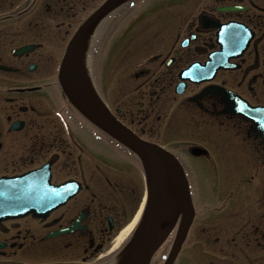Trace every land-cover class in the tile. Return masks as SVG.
<instances>
[{
	"label": "flooded vegetation",
	"instance_id": "obj_1",
	"mask_svg": "<svg viewBox=\"0 0 264 264\" xmlns=\"http://www.w3.org/2000/svg\"><path fill=\"white\" fill-rule=\"evenodd\" d=\"M104 1L0 0V178L50 164L52 183L70 194L41 214L0 222V264H117L129 240L117 237L144 204L139 158L87 124L58 80L68 42ZM119 17L127 36L139 20L143 29L157 24L149 35L160 45L146 49L117 116L183 164L184 152L209 166V199L188 176L194 215L172 264H264V132L245 109H264V0H134L108 20ZM194 64L204 66L193 75L200 80L182 78ZM175 124L184 131L177 144L162 142ZM195 127L207 129L208 143L193 137ZM196 146L207 153L192 155ZM225 146L231 162L218 155ZM181 222L151 264H166Z\"/></svg>",
	"mask_w": 264,
	"mask_h": 264
},
{
	"label": "water",
	"instance_id": "obj_2",
	"mask_svg": "<svg viewBox=\"0 0 264 264\" xmlns=\"http://www.w3.org/2000/svg\"><path fill=\"white\" fill-rule=\"evenodd\" d=\"M126 1L107 0L86 20L68 46L59 78L71 102L110 136L134 150L145 165L149 188L146 210L119 264H150L154 253L182 213L180 232L166 263L171 264L193 218L194 208L185 171L173 154L137 137L111 112L81 63V45L88 32L107 13ZM211 68L214 72L215 67ZM199 69L203 68L193 65L183 72L182 77L194 78L193 75L201 72ZM246 115L261 123L260 128L264 132V109L247 107ZM203 152L200 148L192 149L195 155ZM47 172L43 167L22 176L0 179V221L46 210L49 194L53 195L55 204L64 201L68 196L66 186H53Z\"/></svg>",
	"mask_w": 264,
	"mask_h": 264
},
{
	"label": "rangeland",
	"instance_id": "obj_3",
	"mask_svg": "<svg viewBox=\"0 0 264 264\" xmlns=\"http://www.w3.org/2000/svg\"><path fill=\"white\" fill-rule=\"evenodd\" d=\"M104 27L105 25L103 26V28ZM162 27H164L163 24ZM155 29L156 27H147L143 29V35L139 34L137 37L133 36L130 47H128V49L125 48V50H119V54L114 52L112 58H110V53L112 52L113 47L109 49V46H105L107 49L104 53V62H106V66L104 65V68H101V71H97L98 61L96 69L94 68V66H92L93 63L91 62V69H94L96 71V84L99 88V91L113 110H115L116 106L119 103L122 104L126 102L128 92L135 87L136 82L131 76L135 72L137 66L143 63L152 53V51L147 52L146 49H153L150 48V45H160V42L158 40H153L151 35L149 37V33H153ZM101 33L98 35L95 41V47L100 44V38H102L103 36ZM106 40L108 43H111L113 37L107 38ZM132 46H134V48H132ZM157 47H154V49ZM142 48H145V50L141 51ZM179 127L180 126L178 124L173 125V128L171 125V132H166V138L162 137L161 141H166V143H169L167 142V140H171L170 144L176 145L177 143L175 144V140H179V137L183 135L182 132H184L180 130ZM193 131L195 132V136L193 137H195L196 140H202V142H204L205 144L209 142L210 135L207 132V129H197L195 127L193 128ZM184 134L189 135L190 132ZM189 138L191 137L189 136ZM86 140L88 142L87 136ZM217 143H222V141H217ZM225 143L230 144V142H223V144ZM230 148L231 147L225 146V148H223L224 151L218 153L220 159L226 160V157L228 156L229 161H232V158H229V156L233 154V150H231ZM182 155L183 162L188 169V176L192 184L194 183L193 185L195 187L196 196H202L204 199L211 198L213 189L211 187V184L209 183V180L211 179L208 176L209 166L207 164V161L204 158L189 157V155H187V153L184 154V152L182 153Z\"/></svg>",
	"mask_w": 264,
	"mask_h": 264
},
{
	"label": "bare ground",
	"instance_id": "obj_4",
	"mask_svg": "<svg viewBox=\"0 0 264 264\" xmlns=\"http://www.w3.org/2000/svg\"><path fill=\"white\" fill-rule=\"evenodd\" d=\"M93 36H91V43H88V46H84L85 47V51L82 54V65L84 67V70L89 73L90 72V59H91V51H92V43H93ZM136 220V219H135ZM135 221L129 225L128 227H126L123 231H121V233L119 234V236L117 237V243H120L124 237L128 234L129 230L132 228V226L134 225Z\"/></svg>",
	"mask_w": 264,
	"mask_h": 264
}]
</instances>
